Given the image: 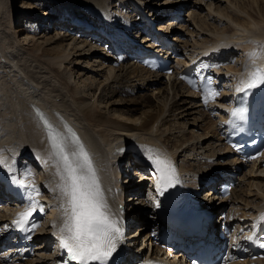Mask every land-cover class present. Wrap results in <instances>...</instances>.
<instances>
[{
	"label": "bare ground",
	"instance_id": "6f19581e",
	"mask_svg": "<svg viewBox=\"0 0 264 264\" xmlns=\"http://www.w3.org/2000/svg\"><path fill=\"white\" fill-rule=\"evenodd\" d=\"M50 1L52 3L54 2V4L60 8V10H58L59 12H53V14L43 12L46 18H42L39 15L33 18V21H37L39 18V20L41 19L39 23H48L52 18H55L53 21L57 23V34L61 35V30L67 28L68 22L66 21L69 19V14L73 16L74 14H79V16H77L80 18H76L77 21L81 22L82 19H86L89 22V26L92 27V31L90 30L84 34L86 36L85 40H81L79 37L77 38L76 35H73L71 38L76 40V44L72 47V50L77 48V46H81L82 50H84L83 52H88L89 50H93V48H98L102 41L108 39V50L111 52H107L109 53L107 56L112 58H110L111 61L106 59V61L102 60L100 64H98V67H101L100 70L106 68L109 72L105 79L96 84L95 88L90 85L92 95L86 96L81 94L77 86L71 83L73 73L76 71L71 67V64L73 62H78L71 58L72 51L67 52V48H64V50L57 49L50 52L49 49L45 48L41 49L38 55L34 54L32 57L27 56L24 47L20 45L21 42L17 40L21 34L17 37L16 32L12 31V22H14L17 17L14 8H12L14 0H0V150H2L0 156H2L5 162L3 165H0V252L4 251V248L13 249L14 251H21L20 257H22L35 248L37 254L39 253V255L43 257L46 256L44 261L45 264H52L50 259L54 256V253L51 252L53 245L56 247V252L59 251V245L61 243L60 237L63 235V233L60 232V228L66 219L64 213L68 207V198L63 194L60 187L63 181L59 173L63 171V165L59 162V158L54 155L49 139V129L44 123L45 119L57 132L61 133L63 137L66 138L64 142L66 144V150L69 153L77 151L79 147L78 144L73 141V133L75 137L79 138L80 144L83 145L92 160L96 175L99 178L104 199L108 206L109 215L113 220L117 221V226L121 229V237L117 242H124L126 238V245H129L130 242H128V237L125 235V232L131 230V235H128L130 237L132 236L130 240L134 244L140 241L142 230L144 229L142 226L144 217L142 212L136 215L139 209L135 208L133 211H127L128 222L122 223L121 217L117 212L120 203L124 201L123 189H126L125 187L123 188L120 181L122 173H124V169H122L124 166L121 165V163L124 162L122 161L128 159L125 164L128 165L130 169L129 171L125 170V173L127 172L130 174L131 171V174L134 172V174H138V172H140V175L144 177V173L149 171L148 175L150 178L148 177L149 179H145L147 181H153L150 194L152 197L149 198V203H144L146 199L140 200L138 194L141 191L138 190L141 189V187L133 191L135 194L133 199H136L139 204L143 203L141 207L153 204L154 217L152 227L157 231L160 227V213L158 212L160 208V196H158L155 188L156 180L154 168L158 167L150 157L159 155L167 158L173 168V166L177 167L178 165L177 157L179 154L185 152L192 154V152L196 150L194 146L192 148L186 146L187 139L182 140L181 137H178L177 142L171 144L170 140L172 134H166L170 128L168 129L167 127L162 129V127L164 125L166 126L169 122L168 115H174L175 118L181 116V114H174L176 110L180 109V106L174 109V106L180 105L177 101H174V98H176L181 93L183 87L186 86L184 83H181L178 76L179 74L173 77L169 75V78L166 80L164 79L166 76L162 73L147 70L138 62V55L136 52H143L150 46L155 45L156 39L164 40L163 43L157 46L160 51L168 53L172 57L174 54H179L177 51V46L179 45L169 42L170 39H174V35L171 36L172 34H168L165 36L164 34L149 32L151 20H148L147 17L143 15V11L147 9V6L144 5L145 0ZM129 1H134L137 4L135 7L137 14L134 16L136 18H133V22L130 21V17L128 16L134 11L131 4L129 6H122V9L119 8L120 11H118L120 14L115 15L112 11V7L114 6L113 3L118 2L122 5L126 2L129 3ZM146 2H150V5H162L158 0H146ZM29 5L33 6L34 4L30 2ZM34 6L36 7V5ZM160 6H153L156 13H158L157 15L163 10L157 8ZM232 7L237 8L234 4ZM125 8L127 10L123 13ZM239 8L240 11H242V8ZM210 9L213 12L212 7H210ZM214 10L216 11V15L219 16L217 17L218 20L227 18L229 23H233L234 27L230 26L227 28L229 30L232 29L230 35H226L222 31L221 33L214 32L218 38L215 37L211 42L203 43L202 51L200 52L204 55H208L212 49L218 48L216 52L219 54L215 53L216 56L220 54V56H223L222 54L228 55L230 48L233 46V42L229 43V41L233 38L246 39L243 45L245 44L249 47L246 51V61L244 64L242 63L243 67L241 73L236 75V83L232 85L231 103L221 104L224 107L230 105L227 109L221 110L223 112H221V118H223L222 125H224L223 133L226 136L227 130L225 121L231 116L229 112L234 105L239 89H241V86L247 81L251 74L256 71L258 68L257 65L263 66L264 68V18H256L248 14V19H241L237 14L226 12L225 10L221 11L219 8ZM164 12L165 9L163 13ZM18 14H20V11H18ZM174 17L175 15H173V18ZM157 18L158 16H156L154 20ZM43 19L46 20L44 21ZM156 24H159L162 28V23ZM77 26V24H72L70 30ZM81 27L83 28V32H85L86 30H84L83 25L80 26V28ZM19 30L21 31V29ZM26 30L29 31V29ZM133 33L136 36L140 34L144 38L143 43L137 42L136 44L135 40L141 38L136 37V39H134ZM106 35L110 38H107ZM67 37H69V34L63 35L61 38L52 36L47 37V39L53 44H61L66 41L65 39H68ZM89 39H91V41H89ZM242 40H240V43ZM114 41L118 44V47L112 46ZM88 46L90 47L86 49ZM105 47L107 48V46ZM41 53H43L44 56L41 55ZM88 54L93 55L92 52H88ZM198 54H191V60H183L185 63L183 67L188 68L191 65L199 64L200 58L196 59ZM43 57H46V59L42 60L41 58ZM114 58L115 64L112 62ZM119 58L127 59L125 62H121ZM211 58L214 60L212 55ZM207 59L208 58H206V60ZM90 61L91 60H88V62ZM200 64L203 65V63ZM203 67L207 70V75L212 74L210 68L208 69L206 66ZM212 67L220 72L224 71L219 68L220 66L218 67L213 64ZM220 77L223 79L225 78L219 76V78ZM171 78L173 79L170 80ZM147 82L151 85H148ZM115 84L118 85L116 90L113 89L110 91L109 95H102L104 89L110 90ZM181 84L182 86H180ZM101 87H103L102 92L97 96L99 91H97V89ZM151 87L153 91H157L158 95L156 98L159 100L154 106L149 104L152 107L146 104L148 100L145 102L140 100L142 96H146L145 94H139L140 96L136 94V90L146 91L151 90ZM126 94H131V96L134 97L124 100L123 96ZM195 95L196 93L193 92V95L190 96L192 97V101L195 100L194 98L199 97L197 96L198 94ZM57 96L59 97L58 99ZM186 98L189 97H185L183 102L187 100ZM202 99L205 100L204 98ZM223 100H228V98H224ZM104 102H106L107 105L123 103L124 106L122 108L125 112L117 113V117L106 114L100 106ZM36 103H41L45 108H38ZM213 103H215V101L211 100L209 105H213ZM138 109H140V112L137 114L138 116H135L133 112ZM212 110H214V108ZM168 111L169 114L165 116ZM179 125L180 126L177 128L180 131L183 130L181 124ZM227 149L229 150L228 152H231L230 147H227ZM195 155L197 156L198 154ZM142 158L146 160L143 161ZM232 161H234V158ZM215 164L218 166V164H222V162L218 161ZM179 165L177 168L178 170L176 169L175 171L179 173H181V171L187 172L191 178L183 179L185 175L181 173L180 178L183 181L182 185L189 189V194L199 202L202 208L205 207L208 208V210H212L215 214L216 223L223 222L230 228H234L235 224L239 225L243 221H233L230 218L226 221L223 220V218H221L220 209L216 206V202L213 200L211 204L209 203L211 206L208 207L204 204L205 199L202 202L197 193L198 185L203 184V182L209 183L210 188L212 187L213 189L216 182H223L228 179L233 181L234 178L230 179L226 173L215 174L214 171L207 176L201 177L193 168L192 163L185 161L182 167L180 165V168ZM252 167H256V162H253ZM35 174L39 176L38 182H36ZM141 181L144 182L143 179ZM13 184L24 189L29 188V190H33V187L36 186L40 191V195L44 194L45 197L52 199L53 205L49 212L46 213L43 219V227L40 229L41 234L45 235L43 240L31 236L21 238L19 234L15 232L13 226L15 212L13 205L15 200L10 192V187H12ZM135 189L136 188H133V190ZM126 191L129 190L126 189ZM211 194H214V192ZM231 194L230 199L233 198L232 206H235L240 197L235 189ZM202 197L204 198V196ZM262 201V204L259 203L255 206L256 208H253L254 212H252L256 213V215L264 211V200ZM4 209H7V213ZM234 222L236 223L233 225ZM54 235H56L57 238H54ZM235 240L236 238L234 242ZM142 243L151 245L149 248L151 250L150 252H148L149 250L146 253L144 251L142 252L145 257L167 258L166 256H168V254L157 242L153 241L151 231L142 236ZM129 246L131 248V245ZM245 248L246 245H243L241 249L232 248L234 254L233 258H235L233 264H245L242 260L236 259V255L245 251ZM37 258V260H42L39 256ZM22 264H41V262L25 259Z\"/></svg>",
	"mask_w": 264,
	"mask_h": 264
},
{
	"label": "rangeland",
	"instance_id": "374dc122",
	"mask_svg": "<svg viewBox=\"0 0 264 264\" xmlns=\"http://www.w3.org/2000/svg\"><path fill=\"white\" fill-rule=\"evenodd\" d=\"M147 1H150V0H147ZM30 2H32L34 5H36V7L34 5H33L34 7L32 5H29ZM158 2L161 3L162 5L161 6L156 5V6H160V8H162V9L166 8L165 15L172 14V15H168V18L166 16L165 21H163V24H164L163 28H162L163 33H161V32H159V33L164 34L165 36L168 34H172L171 36L174 35L173 36L174 39H170L169 42L171 44L179 45V46H177V48L178 47L180 48V49H178V51H180L181 54L183 53L184 56L187 55V57L184 58V60H186V61H188L187 58H189V60H191V58H190L191 54H195V53L196 54H198V53L202 54L200 51H202L203 43H205V42L209 43V42H211V40H214L215 37L218 38V36L214 32L221 33V31H222V32H224V34L230 35V31L232 29L229 30L227 28L230 26L234 27L233 23H229L227 18H223L222 20L221 19L218 20L217 17H219V16L216 15V11L214 9L219 8L221 11L225 10L226 12L237 14V15H239V17L241 19H245V18L248 19L249 18L248 14H251L252 16H254L256 18L257 17L258 18H261V17L264 18V0H254V1L253 0H158ZM143 3H141V4H143ZM130 4H131L130 1H129V3L126 2L125 4H122V5L118 2H115V3H113L114 6L112 7V9H113L112 11L114 12L115 15L120 14L119 8L122 9L123 8L122 6H129ZM145 4L148 5L146 12L149 11L151 14L153 12L152 10L155 9V8H153L154 4L150 5V2H146V0H145L144 5ZM233 4L236 5L237 8L232 7ZM144 7H146V6H144ZM210 7H212L213 12L210 9ZM239 7L242 8L241 9L242 11H240ZM12 8H14V12H16V14H17L16 20L14 22H12V24H13V28H12L13 30L12 31L16 32L17 37H18V35L21 34L17 40H19L21 42L20 45L24 47L25 52H27L26 53L27 56L32 57V56H34V54L38 55V54H40L39 51L41 49H45V48L49 49L50 52H53L54 50H57V49L64 50V48H67V52L72 51L71 58L74 61L77 60L78 62H73L71 64L72 65L71 67L74 68V70H76L75 73H73L71 83H72V85L77 86L79 91H81V94H84L86 96L87 95L91 96L92 92L90 90V85H92L93 88H95L96 84L99 81H102L103 79H105V77L107 76V74L109 72V71H107L106 68H105L106 70L105 69L100 70L101 67L100 66L98 67V64H100V62L102 60L105 61L106 59H108V61H111L110 58H112V57L107 56V55H109V53L111 51L108 50L109 53L105 52L104 46L102 44H101L102 48L100 45L98 48H93V50L88 51V52H92L93 55H89L87 51L83 52L84 50H82L81 46H79L81 48H79L77 46V48L72 50V47L76 44V40L74 38H71V37L73 35H77V34H73L72 36H70L71 33H69L67 31V28H65V29L61 30V32H62L61 35L60 34L58 35L57 34V29H58L57 23H55V21H53V19H55V18H52L48 23H45V22L39 23V21L41 20V19L39 20V18L37 21H33V19H30V16L33 18H36L39 15L42 18H46L45 15H43V12L53 14V12L56 13L58 10H60V8L57 7L54 4V2L52 3L50 0H14V3L12 4ZM157 8H159V7H157ZM27 10L28 11L33 10L34 13H32V12L29 13L28 14L29 17H28L25 14ZM126 10L127 9L125 8L123 10V13H125ZM18 11H20V14H18ZM132 13L130 15H128L130 17V21H132L133 18H136V17H134L136 15V13L135 12L133 14ZM173 13H175V14H173ZM77 15L79 16V14H77ZM173 15H175L176 18L175 17L173 18ZM176 15H179V18H177ZM169 16H171V17H169ZM47 17H48V15H47ZM176 19H178V20H176ZM28 20H30V21H28ZM43 20L45 21L46 19H43ZM22 28L29 29V31L26 29H22ZM30 28H33V29H30ZM160 28H161V26H160ZM19 29H21V31ZM60 29H62V28H60ZM72 30H74V29H72ZM66 34L67 35L69 34V37H67L68 39H65L66 41H64L61 44H58V43L53 44L51 41H49L47 39V37H52V36H56L57 38H61L63 35H66ZM161 36H163V35H161ZM106 37L110 38L107 35H106ZM133 37H134V39H136V37H139V36H136L134 34ZM80 39L83 40L84 38L80 37ZM140 40L141 39L135 40L136 44H137V42H142ZM143 40H144V38H143ZM235 40H237V41H235ZM240 40H242V39H234V38L231 39L229 41V43L233 42V46L235 45L236 47L232 46L230 48V52L228 55L222 54L223 56L228 58L225 61L227 65H223L224 63L219 61V60H218L217 65H215V66H218L219 64H221L222 67L224 68V69H222V67L218 66L219 68L224 70V72L221 71L219 74L222 76L227 75L229 77V80H227L225 82V87H226L227 91L231 88L230 89L231 93H232V85H234L236 83L235 82L236 77H237L236 75H239L241 73L240 71L243 67L241 62L243 61V58H245L247 56L246 51L248 50L247 48H249V47H247V45H245V44L243 45V43L246 41V39L245 40L243 39L241 41V43H240ZM89 41H91V39H89ZM104 43L108 44V39H106L104 41ZM69 44H70V46H69ZM200 45H201V47H200ZM89 47L90 46L86 47V49H88ZM215 53L219 54L218 52H214V54ZM29 54H31V55H29ZM244 54L246 55L245 57H244ZM41 55H43V53H41ZM103 55H104V57L105 56L106 57L104 58ZM175 55L176 54H174V56ZM177 56H179V54ZM198 58H200V57H197L196 59H198ZM41 59L45 60L46 57H43ZM88 60H91V61L88 62ZM214 61H215V58L213 60V63H214ZM245 61H246V58L243 61V64L245 63ZM112 62L114 64L115 58L113 59ZM184 64L185 63H183L182 71L179 74H182L183 70L185 69L183 67ZM163 75L164 76L168 75V77H165V78L162 76L164 79L167 80V78H169V75L173 77L174 75H176V73L167 74V75L163 74ZM172 79L173 78H171L170 80H172ZM147 84L151 85L148 82H147ZM117 86L118 85L115 84V86L113 88H111L110 90L104 89L103 92H102L103 87H101L100 89H97V91L99 90L97 96L101 92H102V95L103 94L109 95L110 91H112L113 89L116 90L118 88ZM180 86H182V84ZM136 92L135 93L137 95H139V94L140 95L141 94L146 95V96H142L144 99L141 97L140 100H143L144 102L148 100V102H146V104L150 107L156 105V102L159 101L158 98H156V96L158 95L157 91H153L152 87H151V90H146V91L136 90ZM172 93H173V90H172ZM191 95H193V92L189 91V88L184 86L183 89L181 90V93L176 98H174V101H177L180 104L178 106H174V109L180 106V109L176 110L174 112V114H181V116H178L175 118L174 115H168L169 114V111H168V113L165 116H167V115L169 116L168 117L169 122L167 123L166 126L164 125L162 127V129H165L167 127H168V129L170 128V130L167 131L166 134L167 135L172 134L171 140H170L171 144L174 142H177L178 137H181L182 140L187 139V142L185 144L186 146H189L191 148L193 146L196 147V150L194 152H192V154H189V152L179 154V156L177 157V159H178L177 163L180 164L181 167H182V164L184 165L185 161L192 163L193 168L196 170L198 175H200L201 177L207 176L213 171L215 172V174H218V173L228 174L229 172H232L233 174L235 173L234 179L236 181H235V185H234L233 190L235 189L236 192H238V196L240 197V199L238 200V203H237L238 205L236 204L235 206L234 205L232 206V204H233L232 199L233 198L230 199L231 196H225L224 197L225 199L223 197H220L221 194L219 193V191L218 192L216 191V188H218L219 185L217 187H215L214 189L211 188L212 189L211 190L209 184L205 185V186H203V184H201V186L199 187L200 188L199 192L201 193V197L204 196V199H205L204 202L208 206H211L210 204L214 200L216 202L217 208L220 209L221 213H223V217H225V218H223V220H225V221L229 218L232 219L233 221L240 220V218L244 219L245 214H246L247 218L250 214L252 216H256V213H253L254 212L253 208H256L255 206H257V204H259V203L262 204L263 203L262 200H264V197H263L264 196V169L260 167L261 165L259 166V168L252 167L253 164L250 166H247V167H243V166H240L239 164H236L234 161H232L234 157L230 156L228 149L225 150V147L227 148V146L223 145L222 135L220 133V130H218V129H220V127L222 125V119L223 118H221V116H222L223 112L217 111L216 113H214V112H212L213 108H208V107H211V105H209L211 100L215 101V103H213V104L217 103V104L221 105L223 103L229 104L228 103L229 99L228 100L209 99L208 105H206V104L202 105L203 102H201V100L202 101H205V100H203L201 98L200 102H198L199 99H198V97H196V98H194L195 100L192 101V99H191L192 97H190ZM139 96H137V97H139ZM132 97H134V96H131V94H126L123 96V99L128 100V99H131ZM185 97H189V98H186L187 100H185L183 102ZM58 98L59 97L57 96V99ZM230 98H231V94H230ZM120 102H122V101H120ZM196 102H198V103H196ZM149 104H151L152 106ZM133 105H135V104H133ZM100 106L106 112V114H109V115L115 116V117H117V113L125 112V111H123V108H122L124 106L123 103L122 104H108L107 105L106 102H104ZM206 106H208V107H206ZM229 106L230 105H226L225 108L227 109ZM139 112H140V109L133 112V114L135 116H138L137 114ZM219 123H220V126H219ZM179 124H181V127L183 128V130H181V131L177 128L178 126H180ZM178 143H179V141H178ZM195 154H198V155L196 156ZM127 160L125 159L122 161L124 163H121V165L124 166L122 168V169H124V173H122V176L120 178L121 185H123V187H125L129 191L133 190V188L141 187V189L138 190V191H141V192H139L138 196L140 197V199L145 198L146 201H147V199L149 200L150 197L148 196V194H149L151 182L149 181V182L144 183L143 181H141L142 179H145L146 176H144V177L140 176V172L138 174H134L135 172L133 174H129L127 172L125 173V170L129 171L128 165L125 164V162ZM142 160L145 161L146 159L142 158ZM218 161L222 162V164H218V166H217V164H215V163H217ZM180 165H179V167H180ZM220 169H222V170H220ZM35 175L37 176V174H35ZM146 175L149 177L148 174H146ZM234 179H233V181H234ZM218 182H216L215 185L221 183V181H218ZM207 192L209 195L207 194ZM212 192H214V194H211ZM133 197H135V194L132 192H129L128 199H127V201H125V204H126L127 208L130 210L140 207L139 211L137 212L136 215H138L139 212H142L143 217H144L143 222H142V226L144 229L142 230L140 241L138 240L139 242L134 244L129 239H128V242H130L129 245H133L132 252H134V253H137L141 249H144L145 253L148 250H149L148 252H150L151 250L149 248L151 245L150 244L147 245L146 243H142V236L145 235L147 232H150L152 229L151 227L153 224V217H154L153 208H154V206H153V204H150L148 206L141 207L143 204H139V202L136 201V199H133ZM214 197H216V198H214ZM221 198H223V199H221ZM144 203H145V201H144ZM148 203H149V201H148ZM133 207H135V208H133ZM5 210L7 213V209H5ZM141 210H143V211H141ZM243 222H245V221H242L241 223H243ZM235 223L236 222H234L233 225ZM131 233H132V230L128 231V233L126 234L127 237H128V235H131ZM129 238L131 239L132 236L131 237L129 236ZM235 238H236L235 242H238L237 240H240V234L236 233ZM40 239L43 240V238H40ZM131 249H132V246H131L130 250ZM36 253H37V251L34 252V254H36ZM46 254H48V253H46ZM37 255L39 256V258H42V260H37L38 258H33L34 256L37 257ZM29 257H31V258H29ZM26 259L27 260L31 259L34 262L40 261L41 264H43L45 259H46V256L43 257V256L39 255V253H38L36 255L28 256ZM245 263L246 264H264V260L258 261V260L252 259L250 261L248 260L247 262L245 261Z\"/></svg>",
	"mask_w": 264,
	"mask_h": 264
},
{
	"label": "snow or ice",
	"instance_id": "6c2138e0",
	"mask_svg": "<svg viewBox=\"0 0 264 264\" xmlns=\"http://www.w3.org/2000/svg\"><path fill=\"white\" fill-rule=\"evenodd\" d=\"M258 84H264V69L257 68L251 74L249 81L239 90L251 89L257 87ZM215 95L217 94L210 92L204 97L205 102L209 96L214 99ZM232 116L244 118L242 110L239 109L233 110ZM44 123L49 129V139L54 155L63 165V171L59 173L63 181L60 187L68 198V207L64 213L66 219L60 228V232L63 233L60 237L61 246L78 264H93V262L107 264L108 259L116 250L117 241L121 237V229L117 226V221L109 215L92 160L74 133L73 141L79 147L77 151L69 153L64 142L66 138L57 132L46 119ZM150 159L159 169V183L171 186L175 176L170 161L159 155L150 157ZM4 163V159L0 156V165ZM33 211L34 209L30 208L20 213L21 219L14 223L21 224L22 221H26ZM261 220H264V216Z\"/></svg>",
	"mask_w": 264,
	"mask_h": 264
},
{
	"label": "trees",
	"instance_id": "16d2710c",
	"mask_svg": "<svg viewBox=\"0 0 264 264\" xmlns=\"http://www.w3.org/2000/svg\"><path fill=\"white\" fill-rule=\"evenodd\" d=\"M41 238H43V237H41Z\"/></svg>",
	"mask_w": 264,
	"mask_h": 264
}]
</instances>
